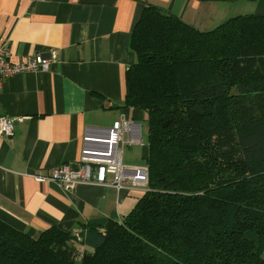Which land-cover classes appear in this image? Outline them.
Here are the masks:
<instances>
[{"label": "trees", "instance_id": "16d2710c", "mask_svg": "<svg viewBox=\"0 0 264 264\" xmlns=\"http://www.w3.org/2000/svg\"><path fill=\"white\" fill-rule=\"evenodd\" d=\"M120 109L148 126L149 188L122 220L0 219V264H264V15L201 32L145 4Z\"/></svg>", "mask_w": 264, "mask_h": 264}, {"label": "crops", "instance_id": "0c3cea01", "mask_svg": "<svg viewBox=\"0 0 264 264\" xmlns=\"http://www.w3.org/2000/svg\"><path fill=\"white\" fill-rule=\"evenodd\" d=\"M145 4L201 32L264 15V0H0V43L9 41L11 62H52L48 72L17 74L0 86V116L23 118L12 136L0 137V219L31 238L50 227L77 232L79 223L122 220L145 194L118 192L110 175L106 185L81 183L72 192L34 178L61 165L77 169L86 128H110L122 117L142 126V143L126 145L142 148V162L125 158V149L124 164L145 165L144 112L119 108Z\"/></svg>", "mask_w": 264, "mask_h": 264}, {"label": "built area", "instance_id": "2783aa9c", "mask_svg": "<svg viewBox=\"0 0 264 264\" xmlns=\"http://www.w3.org/2000/svg\"><path fill=\"white\" fill-rule=\"evenodd\" d=\"M51 60L42 56H28L21 63L11 62L9 41L0 43V86L5 79L27 72H48ZM22 117L0 116V137L14 133V123ZM142 126L122 117L110 128H86L78 168L61 165L49 174L38 172L34 178L38 182H56L66 191L72 192L81 183L106 185L107 177L112 176L111 185L118 192L139 190L145 193L149 188V168L146 165L129 166L124 164L126 145L142 143ZM128 136V140H125Z\"/></svg>", "mask_w": 264, "mask_h": 264}, {"label": "rangeland", "instance_id": "374dc122", "mask_svg": "<svg viewBox=\"0 0 264 264\" xmlns=\"http://www.w3.org/2000/svg\"><path fill=\"white\" fill-rule=\"evenodd\" d=\"M143 124V141L145 143V145H148V126H147V123L145 122V119L141 122ZM129 146V145H128ZM126 147V151H125V158L126 157H134L136 159L139 160V162L141 163V150L142 148L141 147H137V146H131L130 148L129 147ZM126 162V161H125ZM262 257L264 258V252L262 254Z\"/></svg>", "mask_w": 264, "mask_h": 264}]
</instances>
